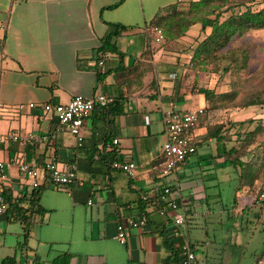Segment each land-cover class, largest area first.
Returning <instances> with one entry per match:
<instances>
[{
  "label": "crops",
  "instance_id": "1",
  "mask_svg": "<svg viewBox=\"0 0 264 264\" xmlns=\"http://www.w3.org/2000/svg\"><path fill=\"white\" fill-rule=\"evenodd\" d=\"M178 3L0 0V134H33L40 139L26 147L0 142V162L6 164L0 189L10 206L0 216V264H182L180 250L186 242L201 264H264V238L256 235L257 228L251 233L249 227L238 224L234 229L241 231L235 235L232 231H210V226L223 224L225 209L216 207L222 196L218 193L206 197L208 187L203 182L188 181L187 169L196 161L218 162L222 168L225 163L217 157V150L199 154L203 146L195 154L197 160L189 158L178 171L164 178L163 184L172 186L174 196L187 212L186 222L180 227L182 235H174L170 218L153 213L146 228L128 230L125 245L116 239L118 222L143 216L142 196L161 185L155 161L162 156L166 141L160 107L174 102L186 110L194 108L192 101L197 100L198 108H204L205 99L194 92L197 90L192 91L191 80L186 78L191 54L181 47L188 44L186 40L195 29L199 31V26L176 41L157 43L153 40L155 33L150 37L154 31L148 26L151 21ZM109 23L135 28L117 40L124 58L111 54L100 66L99 48L109 32ZM147 51L150 54L146 58L143 54ZM138 62L145 64L141 67L144 77L140 84L133 89L121 86L116 79L117 70L132 68ZM169 90L171 96L167 94ZM100 92L112 95L116 105L108 111L96 108L85 121L83 147H78L70 133L58 129L54 113L45 112L41 106L29 107L31 103L68 104L74 97L91 98ZM226 110L206 111L200 131L196 130L200 138L207 135L215 116L221 117ZM245 117L236 115L232 120L242 122ZM159 137L163 139L160 152ZM225 137L229 142V137ZM114 139H119L117 145H113ZM209 142L213 140L209 138ZM114 159L134 161L138 178L132 180L113 168ZM20 161L35 168L52 161L61 168L76 164L79 179L64 187L46 184L38 204L41 214L31 208L29 198L34 189L29 178L20 172L16 163ZM236 168L240 176V169ZM213 178L217 180L218 176ZM262 186L264 177L253 188L247 181L236 188L242 192L235 195L233 212H245L253 204L264 208V203H255L257 196L252 191ZM212 203L216 206L211 208ZM205 204L209 206L207 212L194 209ZM23 212L30 216L28 228L19 219ZM197 216L203 217L204 224L193 234ZM251 219L249 216L246 221L248 226L253 225Z\"/></svg>",
  "mask_w": 264,
  "mask_h": 264
},
{
  "label": "trees",
  "instance_id": "2",
  "mask_svg": "<svg viewBox=\"0 0 264 264\" xmlns=\"http://www.w3.org/2000/svg\"><path fill=\"white\" fill-rule=\"evenodd\" d=\"M256 1L184 0L182 3L169 7L164 14H158L151 21L148 26L153 28L154 31L150 33V37H154V33L156 36L155 31L160 30L166 42L176 41L186 36L187 32L193 27L199 26V35L203 38L197 42L191 51L189 62L196 73L213 70L216 73L227 74L233 68H247L251 55L250 47L246 44H240L239 41L251 33L264 31V6L253 10L251 5ZM108 25L110 29L101 41L99 53L117 54L124 58V54L117 46V40L124 33L134 30L135 27L120 23H109ZM153 40H155V37ZM149 54L150 52L147 51L144 52L143 56L147 58ZM142 65L145 64L138 62L132 68L120 67L116 72L118 83L129 89L135 88V85L140 84L144 77L141 70ZM147 67L148 69L151 68L148 64ZM99 79L101 80L102 77L100 76ZM199 92L204 96L211 109L224 108L225 104L232 103L238 94L236 91L218 93L215 90L205 88L200 89ZM260 104H264V97L256 95L248 99L244 107L249 108ZM115 105L116 101L103 109L108 111ZM255 131H250L245 136L238 134L237 143L231 147L223 133L218 130L214 132L216 134L217 157L222 158L224 163L229 166L238 167L240 178L245 182L247 181L252 188L259 178L264 177V155L260 157L255 148H250L258 137ZM209 138L206 135L203 139L197 141L198 149L204 146ZM111 151L116 152L115 150ZM162 160V157L157 158L155 160L156 165ZM116 161L119 160L114 159L112 161V167ZM43 189L44 186L34 189L29 198L31 208H36L37 212L41 214L43 211L38 204ZM140 203V208L148 219L153 213L159 215L158 210L163 206L159 195H150L146 200L141 198ZM19 219L26 228L29 227L30 216L27 217L26 212ZM9 261H13V259H9Z\"/></svg>",
  "mask_w": 264,
  "mask_h": 264
},
{
  "label": "built area",
  "instance_id": "3",
  "mask_svg": "<svg viewBox=\"0 0 264 264\" xmlns=\"http://www.w3.org/2000/svg\"><path fill=\"white\" fill-rule=\"evenodd\" d=\"M179 3L184 0H178ZM155 41L162 43L164 36L160 30L156 31ZM2 53L0 47V54ZM100 66L110 59L111 54L99 53ZM175 75L173 76V78ZM115 102V98L106 93H98L91 98L74 97L68 104H29L30 108L41 106L45 112L54 113L59 121L58 129L65 130L77 140L78 147L84 146L83 127L85 121L89 119L96 108H106ZM162 120L165 126L166 141L162 147L163 160L157 165L159 177L166 178L178 171L190 157L195 155L198 150L197 140L193 133L198 129L203 116L206 113L205 108H190L181 110L176 103L169 102L160 107ZM40 139L33 135H21L17 133H9L8 135L0 134V142H12L20 147L33 145ZM119 139L113 140V145H117ZM20 172L24 173L30 181L33 189H39L46 184L53 187H64L74 184L78 181V166L76 164L67 168H61L54 161L48 163L45 167L35 168L23 161L16 162ZM113 168L124 172L130 179L138 178V166L132 161H116ZM6 164L0 162V176L5 178ZM150 195H159L163 206L158 210L159 215L168 217L173 222V232L176 237L182 235L180 227L186 222L187 212L183 203L174 196V190L169 184H162L154 189L151 193H145L142 198L146 200ZM92 204V201H89ZM255 203L262 205L264 203V193L260 194ZM9 203L0 189V216L6 214L9 210ZM149 219L143 215L140 217L125 218L117 224L116 239L119 243L125 245L128 238V230L130 228H146ZM182 264H201L198 256L189 242L181 246L180 250Z\"/></svg>",
  "mask_w": 264,
  "mask_h": 264
},
{
  "label": "rangeland",
  "instance_id": "4",
  "mask_svg": "<svg viewBox=\"0 0 264 264\" xmlns=\"http://www.w3.org/2000/svg\"><path fill=\"white\" fill-rule=\"evenodd\" d=\"M264 6L263 0H257L254 4L251 5L253 10L260 9ZM203 36L199 35V31L195 29V32L192 36L188 37L187 45H182V49L187 54H191V51L196 46L197 42L202 39ZM124 43V42H123ZM240 44H246L250 47V61L247 68H233L230 73L221 74L216 73L213 70L200 71L195 72L190 66V72L186 74V78H190L191 83L189 84L195 93L200 94L199 90L202 88L215 90L216 92H227V91H236L238 94L236 98L232 101V103L225 104L226 106L223 109H228L223 111V115L221 117H227L226 121L221 120V117L215 116V121L208 125L207 135L213 140V142L206 143L199 151V154H203L206 150L212 152L216 150V134L215 131H219L220 133H225L227 137H229V146H233L237 143V136L241 134L245 136L246 133L250 131H255L257 133L256 140L251 144L250 148H255L258 151V155L261 157L264 155V104H260L257 106H252L249 108H245V102L250 99L252 96L260 95L264 97V31H258L255 33H251L243 40L239 41ZM178 83V82H177ZM177 85V84H176ZM193 92V93H194ZM168 96H171L172 91H167ZM183 95V92L181 93ZM190 95V94H188ZM201 95V94H200ZM202 98L204 96L202 95ZM197 101V100H196ZM192 101V106L194 108H198L199 101ZM225 103V102H223ZM204 108L206 111H212L213 109L204 101ZM244 114L245 120L242 122H234V116ZM223 121V122H222ZM260 125V126H259ZM202 123L199 124L198 132L200 131V127ZM207 128V127H206ZM196 131V132H197ZM193 133L195 139L200 141V134ZM4 135V134H3ZM8 135V134H7ZM73 137V136H72ZM162 137V136H161ZM159 137V139L161 138ZM74 138V137H73ZM162 140H159L158 152L161 150ZM159 156V155H158ZM197 155H194L191 158L192 160H197ZM212 162V163H210ZM155 165L156 163L153 162ZM225 168L219 167L218 162L203 160L200 163L192 162L189 164L187 169V174L189 176L187 178L188 181L194 180L197 182H203L208 187L206 189V197L221 194V203L216 206L215 203L210 204L209 206L212 208L214 206L219 208H224L225 211L222 212V225H213L210 226V231L212 233H225L231 232L235 235L240 229H234L238 224L244 227H249V230L259 234V237L264 238V225L261 220L264 221V208L258 205H251L245 212H239L237 215L233 212L234 198L236 193L242 192L239 190H235L236 188L241 187L244 181L240 178L239 174L236 171V167L229 166L224 164ZM218 176V179H214V176ZM163 179V180H162ZM159 180L158 184L165 183V179L162 178ZM167 179V178H166ZM183 182V181H182ZM214 185H218L217 187ZM254 191V196H259L264 193V186L259 187L258 189L252 190ZM251 192V191H250ZM179 193V192H178ZM246 193L242 195L245 196ZM179 196V194H177ZM256 197V198H257ZM198 195L196 196V199ZM209 206L206 204L202 207L198 205L194 207L197 211H206L209 209ZM198 215V214H197ZM236 215V217H234ZM231 216V218H228ZM252 217L253 225H247L246 221L248 217ZM196 223L193 225L192 233L194 234L197 227H200L204 224V219L202 216H197L195 219ZM194 222V221H193ZM198 223V224H197ZM17 226H20V223H16ZM232 228V230H231Z\"/></svg>",
  "mask_w": 264,
  "mask_h": 264
}]
</instances>
